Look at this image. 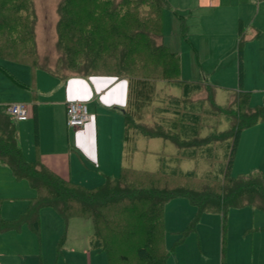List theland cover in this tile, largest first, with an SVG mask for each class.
Masks as SVG:
<instances>
[{"label":"trees","instance_id":"16d2710c","mask_svg":"<svg viewBox=\"0 0 264 264\" xmlns=\"http://www.w3.org/2000/svg\"><path fill=\"white\" fill-rule=\"evenodd\" d=\"M167 6V0H60L58 66L85 74L127 79L123 111L127 158L137 131L146 136L172 139L179 148L177 160L193 157L196 149L219 144L226 151V170L222 178L214 181L210 176L204 177L211 181H205L208 185L199 180L191 185L176 180L182 183L135 187L134 178L140 171L125 165L120 167L118 177L106 178L96 187H84L45 165L26 161L13 119L0 110V161L7 165L15 179H25L36 192L29 198L19 221L1 224L0 218V230L25 221L36 231L40 210L52 207L64 220L69 217L91 219L93 231L89 247L105 252L108 264H165L168 250L162 243L163 216L170 199L185 197L196 206L198 214L219 212L223 222L231 208L252 206L264 212V174L258 171L237 176L228 174L240 132L264 121V103L249 106L247 92L243 91V97L232 96L229 105L221 108L213 103V85L179 80V54L161 40L162 11ZM33 15L32 0H0V57L31 67L38 65ZM182 30H185L184 24ZM155 79L178 83L182 94L166 97L161 107L154 110L156 121L149 124L145 123V113L153 102ZM203 91L208 92V97H201L196 103L193 93ZM235 103H238L237 111L232 109ZM178 105L181 114L176 109ZM212 116H224L228 128L211 131V127H215V120L209 121ZM205 126L210 133L200 136ZM172 173L177 178L193 177L190 172L175 170ZM157 176L166 177L168 173L162 170ZM191 229L192 226L183 229L178 241Z\"/></svg>","mask_w":264,"mask_h":264},{"label":"rangeland","instance_id":"374dc122","mask_svg":"<svg viewBox=\"0 0 264 264\" xmlns=\"http://www.w3.org/2000/svg\"><path fill=\"white\" fill-rule=\"evenodd\" d=\"M57 1L33 0L35 35L38 49L43 51L42 54H50V49L54 51V47L51 46V41L48 38L53 40L54 37V33L52 32L57 18ZM167 1L168 6L162 11L161 40L170 50L176 51L179 54V80L212 83L214 90L213 103L221 108L229 105L232 96L243 97V91L247 92V104L249 106L262 105L264 103V81L262 80L264 76V50L262 57H255L260 56L256 51L244 56L243 46L246 49H252L251 43L256 42L247 40L248 36L253 32L248 19L254 17L259 4H263L260 6L264 11V0H255L251 10L249 11L245 8V13L247 14L242 15L244 17V27L241 36L238 38V43L240 42L242 48L241 54H239L238 50L231 51V49L227 50V48H218L217 45L214 46L212 43H208V46H203L202 40L199 41V18L205 16L204 13H207L208 16L218 19L225 15L223 9H216V11L203 9V13H200L199 0ZM225 1L229 2V0ZM237 20L236 24L232 25L235 31L239 28ZM183 24L185 27L184 32H182ZM225 24H228L227 19ZM262 37H264V34ZM53 51L52 55L55 52ZM2 60L5 61L2 63L4 67L7 65L13 72H18L19 75L25 70V66L20 63ZM259 78L261 79L259 80ZM154 86L153 102L145 113V123L149 124L156 121L154 110L156 107H161L162 101L166 97H180L182 94V87L176 82L155 79ZM206 92L193 93L192 98L197 100V103L201 97H208V92ZM179 106H176V109L178 110V114L179 112L181 114L182 109ZM232 109L237 111L238 103L233 104ZM100 112L105 114L104 116H98L101 122L102 134L107 131V135L109 136L106 138L105 143L102 138V143L107 149V158L116 167L113 168L112 165H109L104 168L103 164L99 167V165L90 163L88 156L78 150L75 152L76 156L71 163L72 178L70 180L72 182L81 183L80 185L84 187L99 186L104 183L106 178H116L119 176L121 161H123L122 166L129 165L140 171L139 175L136 174L134 178L133 185L135 187L174 185L176 180H182L189 185L195 180H199L204 181L203 183L208 185L211 181L204 179V177L210 176V179L215 181V179H221L224 175L226 151L224 146L219 144L210 145L209 149H196L193 157H183L177 160L179 148L172 139L159 135L146 136L142 132L137 131L133 140L131 155L127 158L126 143L123 141L124 117L120 113H117L115 109ZM209 119L210 123L215 120V127H211V131H224L228 128L229 124L224 116H219L218 118L212 116ZM209 133L210 130L205 126L201 129L200 136H206ZM34 134L32 132L30 136L33 141L35 140ZM240 134L242 137L248 136L258 139L257 145L250 151L255 159L248 164L249 167L232 166L230 163L228 174L230 176H237L253 171L264 174V122L258 121L250 127L243 129ZM109 152L112 158L109 156ZM118 160H120L119 165L117 164ZM252 166L259 168L251 169L250 167ZM6 168L5 170H8ZM162 170L167 172L168 176H157ZM175 170L181 173L190 172L193 177L183 176L177 178L172 173ZM105 171H108L109 177L106 176L104 178L103 174H105ZM205 181H208V183ZM181 183L180 181L177 182V184ZM29 195L34 196L36 192L31 189L25 179H15L13 176L5 178V176L0 174L1 217H9L11 219V217L18 215L20 210L23 211L25 209L24 205L26 202L28 205L29 199L25 197ZM186 200L174 199L169 201L166 208H164L163 230L165 233L166 229V239L164 238L162 243L166 251L172 247L171 244L174 238L172 231L175 227L178 228L180 225L183 227L184 223H186L185 219L191 212L193 216L196 214L197 210L195 211L194 206L190 205L188 200ZM180 202H183L184 206ZM241 210V212L235 211L240 214L237 218L246 216L252 221L260 220L262 221L261 223H264V212L261 210L252 206H246ZM208 215L211 216L209 218L217 217V215L213 214ZM232 218L228 211V222ZM237 218L235 217V220ZM38 222V230L36 231L27 222L20 221L19 225L17 224L18 226L8 231L0 232L1 264H108L105 252L93 250L89 247V236L93 231L91 219L69 217L67 220H64L54 208L44 207L39 212ZM207 222L211 223L212 220L208 219ZM230 224L233 225L232 222ZM262 230L261 234L264 237V229ZM203 234L204 230L202 229V236ZM208 234L210 235L208 241L211 244L215 240V233L208 229ZM195 238L194 236V242L197 244ZM233 238L235 239L234 241L239 239L238 235L235 234ZM191 240L192 237L190 236V240L187 241L188 243L186 242V250L191 247ZM215 244L216 240L213 247H215ZM230 246L231 242L230 244L226 242L227 250L230 249ZM185 259L188 261L190 258Z\"/></svg>","mask_w":264,"mask_h":264},{"label":"crops","instance_id":"0c3cea01","mask_svg":"<svg viewBox=\"0 0 264 264\" xmlns=\"http://www.w3.org/2000/svg\"><path fill=\"white\" fill-rule=\"evenodd\" d=\"M59 1H57V18L52 32L54 33V37L53 40L48 38L55 52L53 49H50V54H42L43 51L38 49L34 18L33 29L38 65L31 67L27 63L14 61L25 66V70L19 75L18 72H13L7 65L5 67L2 65L5 62L2 59L13 60L0 57V110H4L5 104L12 102L27 104L26 116L20 119H13L17 130L18 144L24 159L28 162L45 165L58 175L70 179L72 178L71 163L76 156L75 152L78 150L88 156L90 163L99 165V167L103 164L104 168L109 165H112L113 168L116 167L107 158V149L102 143V138L105 143L106 138L109 136L107 135V131L102 134L101 122L98 116L105 115L100 111L115 109L117 113H120L124 117L127 79L115 75L85 74L67 66L59 68L58 62L61 56L57 45ZM254 1L229 0V2H226L225 0H199L200 13H203V9L216 11V9L219 10L221 8L225 14L221 16L222 18L215 19L204 13L205 16L199 18V41L202 40V45L208 46V43H212L214 46L217 45L218 48H227V50L231 49V51L238 50V52L240 49L242 52L241 44L240 42L238 43V38L241 36L244 27V17L242 15L247 14L245 13V8L249 11L251 10ZM260 5L262 6L263 4L257 6L258 9L255 11L254 17L248 19L253 32L248 36L247 40L250 42L256 41V44L251 43L252 49H246L243 46L244 56L256 51L260 56L255 57H262L264 50V37H262L264 34V11ZM226 19L228 24H225ZM236 20L239 28L235 31L233 26L236 24ZM51 46L50 48H52ZM52 51L54 52L53 55ZM262 80L264 81V76ZM210 84L212 85V83ZM69 100H81L86 103L92 118L84 130L76 131L66 125L65 103ZM32 132L35 133L34 141L30 138ZM257 143V138L242 137L239 134L231 165L246 167L251 161H254L255 158H253L250 151ZM109 156L112 158L110 152ZM122 162L120 163V160H118L117 164L119 165L120 163V166H122ZM5 167L7 165L0 161V174L5 176V178L12 177L11 170L8 167L6 168L8 170H5ZM250 168L259 167L252 166ZM103 176L104 178L106 176L109 177L108 171H105ZM31 197L33 195L25 198L29 199ZM174 199L186 200L187 198L174 197L169 201ZM188 202L194 206L196 211V206L189 200ZM180 203L184 206L183 202ZM27 207L26 202L24 205L25 209L23 211L20 210L19 214L11 217V219L0 216L2 219L1 224L19 221ZM245 207L229 209L230 216L233 217L229 222L227 214L223 222L222 214L219 212H202L198 214L197 210L195 216L191 212L185 219L186 223H184V226L175 227L172 231L174 238L171 244L172 247L168 250L169 253L165 264H264V237L261 234L262 229H264V223H261L262 221L260 220L252 221L246 216L237 218L240 214L235 211L241 212V209ZM204 213H206L205 216ZM208 214L217 215V217L209 218L211 216ZM235 217L237 218L236 220ZM208 219H211L212 222L208 223ZM16 226L18 225L2 229L0 232L8 231ZM189 226H192V229L182 240L178 241L182 230ZM202 229L204 230L203 236ZM208 229L215 233V247H213L215 240L211 244L208 241V238H210ZM234 234L239 237L236 241L233 238ZM190 236L192 237V244L186 250V242L190 240ZM194 236L196 237L197 244L194 242ZM226 242L227 244L231 242L229 250L226 249ZM185 258H190L191 260L186 261Z\"/></svg>","mask_w":264,"mask_h":264},{"label":"built area","instance_id":"2783aa9c","mask_svg":"<svg viewBox=\"0 0 264 264\" xmlns=\"http://www.w3.org/2000/svg\"><path fill=\"white\" fill-rule=\"evenodd\" d=\"M4 111L12 119H20L26 116L27 104L12 102L5 104ZM66 125L76 131L84 130L92 116L84 101L69 100L65 103Z\"/></svg>","mask_w":264,"mask_h":264}]
</instances>
